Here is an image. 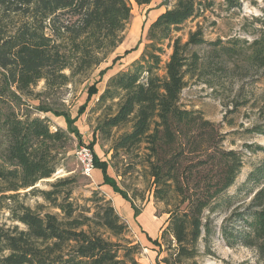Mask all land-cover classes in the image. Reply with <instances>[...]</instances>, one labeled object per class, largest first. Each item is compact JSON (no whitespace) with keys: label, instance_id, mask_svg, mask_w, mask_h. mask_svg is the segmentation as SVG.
I'll return each mask as SVG.
<instances>
[{"label":"trees","instance_id":"16d2710c","mask_svg":"<svg viewBox=\"0 0 264 264\" xmlns=\"http://www.w3.org/2000/svg\"><path fill=\"white\" fill-rule=\"evenodd\" d=\"M152 1L0 0V264H141L139 247L127 237L128 226L98 191L79 205L72 199L70 178L50 184L49 190L35 189L63 167L70 134L77 132L71 124L86 104L74 119L53 112L64 117L67 129L52 130L25 101L40 81L45 90L60 89L88 76L123 42L132 4ZM172 1L148 26L140 56L112 75L99 94L96 83L87 86L86 100L98 95L96 105L103 110L95 133L111 140L115 154L141 151L137 156L147 171L149 192L168 214L160 240H151L159 249L157 261L164 253L159 264H191L201 255L212 256L217 235L229 248L253 249L264 264V155L229 193L243 166L242 152L224 149L220 125L181 103L182 91L202 66L193 47L209 45L215 55L228 57L238 50L221 40L206 42L200 27L185 41L174 35L217 0ZM221 1L228 9L240 7L238 0ZM255 21L261 27L258 36L242 44L249 65L264 69V19ZM128 53L116 55L112 63ZM35 109L51 111L41 104ZM244 133L264 136V106L258 109V122ZM87 145L92 148L94 142ZM245 147L264 151L259 145ZM94 168L101 172V185L128 202L135 218L132 201L95 155ZM29 188L58 212L25 205L20 191ZM231 209L217 229L213 217ZM5 213L11 226L1 222Z\"/></svg>","mask_w":264,"mask_h":264},{"label":"rangeland","instance_id":"374dc122","mask_svg":"<svg viewBox=\"0 0 264 264\" xmlns=\"http://www.w3.org/2000/svg\"><path fill=\"white\" fill-rule=\"evenodd\" d=\"M238 1L239 8L228 9L221 0H217L211 9L206 10L197 18L185 22L181 26V30L174 33L175 36L181 37L185 41L190 31L200 27L206 42L221 40L225 46H236L238 50V53L228 57L222 53L215 55V50L213 51L209 45L193 47V50L198 52L202 59V66L198 73L199 76L191 79L181 93V103L185 108L198 110L205 119L220 125L221 132L225 134L223 148L241 151L244 156L236 185L231 188L229 193L234 192L236 187L245 181L249 171L264 155V151L252 152L245 147L246 145L264 147V136L244 133L245 128L258 122V109L264 106V69L249 65L246 60L249 51L242 44V41L250 42L258 36L261 27L255 19H264V0ZM172 2V0H153L146 6H137L133 3L132 17L124 32V40L105 62L85 78L76 79L73 85L60 89L45 90L44 81H40L32 89L33 97L25 101L33 116L46 118L52 130L55 128L67 129L64 117L55 116V113H65L74 119L80 106L86 104L84 113L71 124V127L77 132L70 134L71 139L67 142L63 167L59 168L51 178L38 182L35 189L49 190L50 184L59 179L70 178L71 196L73 201L79 205L87 204L85 200L91 196L93 191H98L111 201L122 221L128 226L127 237L139 247L140 254L136 256V259L141 264H159V260L164 256L163 252L160 253L157 261L159 249L152 244L151 240H160L168 218L167 208L162 202L156 201L149 192L150 181L147 171L141 164L142 158L137 156L141 151L135 150L129 155L122 152L115 154L111 149V140L95 133L97 121L101 118L103 110L97 108L98 95L86 100L87 86L96 83L99 94L105 89L112 75L126 70L144 50L147 44V29L152 19L158 12L164 10L167 4L170 7ZM234 40H240V42L230 43ZM125 52L129 53L116 63H112V59L116 55H123ZM169 52V50L166 51L163 60L167 59ZM218 64L224 66V71L218 70ZM106 68L109 69L101 74V71ZM207 81L208 84L205 83ZM38 104L51 111L48 113L37 111L35 107ZM53 112L55 113L53 114ZM230 121H233L232 126L228 125ZM118 133L115 131L114 135ZM93 142V147H89L93 157L95 155L100 162L107 164L108 174L116 181L120 189L126 192L138 212L135 218H133L130 204L115 194L109 186L101 185V181H98L102 178L100 170L94 168L91 178L81 175L75 151L81 143L88 146L87 144ZM30 189L20 191V200L25 205L32 209H35L37 205H42L40 212L43 213L58 212L44 202L40 196L30 194ZM24 192H26L25 196H23ZM231 211L232 209L213 217L217 229ZM1 222L7 226L12 225L8 221L6 213L1 216ZM232 225L239 226L235 221ZM212 248V256L201 255L191 264H224V262L259 264L253 249L239 245L229 248L219 235L214 238ZM200 249L202 252V243H200Z\"/></svg>","mask_w":264,"mask_h":264},{"label":"built area","instance_id":"2783aa9c","mask_svg":"<svg viewBox=\"0 0 264 264\" xmlns=\"http://www.w3.org/2000/svg\"><path fill=\"white\" fill-rule=\"evenodd\" d=\"M75 157L81 175L91 178L94 170V157L91 149L88 146L80 145L75 151Z\"/></svg>","mask_w":264,"mask_h":264},{"label":"crops","instance_id":"0c3cea01","mask_svg":"<svg viewBox=\"0 0 264 264\" xmlns=\"http://www.w3.org/2000/svg\"><path fill=\"white\" fill-rule=\"evenodd\" d=\"M163 11V10H162ZM162 11H160V12H158L156 15H155V17L152 19V21L162 12ZM151 21V22H152ZM98 181H101V178L98 180Z\"/></svg>","mask_w":264,"mask_h":264}]
</instances>
